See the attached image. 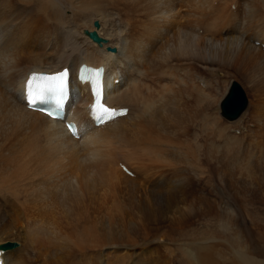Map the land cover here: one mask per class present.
Instances as JSON below:
<instances>
[{
    "label": "bare ground",
    "instance_id": "6f19581e",
    "mask_svg": "<svg viewBox=\"0 0 264 264\" xmlns=\"http://www.w3.org/2000/svg\"><path fill=\"white\" fill-rule=\"evenodd\" d=\"M263 42L264 0H0V243L17 242L2 264H223L197 224L241 236L235 189H264ZM82 62L107 65L126 114L88 117ZM65 65L80 137L27 106L30 74ZM234 80L249 103L227 119Z\"/></svg>",
    "mask_w": 264,
    "mask_h": 264
},
{
    "label": "rangeland",
    "instance_id": "374dc122",
    "mask_svg": "<svg viewBox=\"0 0 264 264\" xmlns=\"http://www.w3.org/2000/svg\"><path fill=\"white\" fill-rule=\"evenodd\" d=\"M244 87V86H243ZM245 88V87H244ZM246 90V88H245ZM248 99L249 95L246 90ZM192 133L189 134V136ZM242 189H235V193L238 192V199H239V208L243 209L246 214H248V218H245V221L240 222L239 224H243V232L240 235H234L232 236L230 233H224L221 231L219 227V223L217 222H211L208 218L202 217L200 218L199 223L197 226L200 228L201 233L205 232L206 234L212 233L215 234L218 237L217 243V249L213 251L214 257H218L221 255L219 252L223 253V259L220 256L219 259L223 260V264L225 261V256L232 258L230 256H234L233 252L231 251L232 249L235 248H246V250L251 249V254H258L260 256V259L264 261V189H260L259 191H253V192H245ZM240 191V192H239ZM242 192V193H241ZM240 193V194H239ZM248 193V194H246ZM262 193V195H261ZM245 194V195H244ZM262 196V197H261ZM245 204V205H244ZM196 221V222H198ZM209 221V222H208ZM257 227H256V226ZM257 229H256V228ZM262 227V228H261ZM259 228V230H258ZM258 230V231H257ZM258 232V233H257ZM261 232V234H260ZM230 235V236H229ZM240 237V240L238 239ZM225 238V239H224ZM221 239V240H219ZM225 240V241H223ZM260 240V241H259ZM222 242V243H221ZM224 243V244H223ZM222 244V245H221ZM225 245V246H224ZM251 247V248H249ZM231 249V250H230ZM253 249V250H252ZM254 250L259 251V252H253ZM219 255V256H218ZM178 264H185L182 262L181 259ZM238 261L241 263L242 260L238 259ZM244 261H242L241 264H243Z\"/></svg>",
    "mask_w": 264,
    "mask_h": 264
},
{
    "label": "snow or ice",
    "instance_id": "6c2138e0",
    "mask_svg": "<svg viewBox=\"0 0 264 264\" xmlns=\"http://www.w3.org/2000/svg\"><path fill=\"white\" fill-rule=\"evenodd\" d=\"M67 75L66 72H59L53 75L46 74H33L26 82V101L30 106L37 103L52 102L57 109L62 107L63 94L65 92L64 78ZM94 109H101V114L96 119L103 123L107 121L104 119L105 115L114 112L115 110L109 109L101 100L100 93L97 92L96 100L93 105L90 106V111ZM52 115V113H47ZM70 129H75L74 124L69 125Z\"/></svg>",
    "mask_w": 264,
    "mask_h": 264
},
{
    "label": "water",
    "instance_id": "95a60500",
    "mask_svg": "<svg viewBox=\"0 0 264 264\" xmlns=\"http://www.w3.org/2000/svg\"><path fill=\"white\" fill-rule=\"evenodd\" d=\"M96 25H99V22L96 21ZM88 35H90L96 42L103 44L106 41V38L101 36L97 30H85ZM115 49V47H110ZM247 104V97L245 91L238 82H234L232 88L226 98L223 101L222 108L223 113L230 118H235L238 116ZM15 242H7L3 244L4 247L14 246Z\"/></svg>",
    "mask_w": 264,
    "mask_h": 264
}]
</instances>
